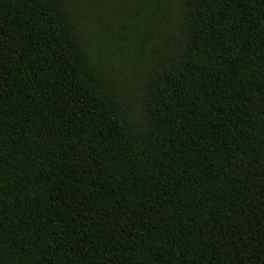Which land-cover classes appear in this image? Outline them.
Wrapping results in <instances>:
<instances>
[{"label": "trees", "instance_id": "16d2710c", "mask_svg": "<svg viewBox=\"0 0 264 264\" xmlns=\"http://www.w3.org/2000/svg\"><path fill=\"white\" fill-rule=\"evenodd\" d=\"M0 264H264V0H0Z\"/></svg>", "mask_w": 264, "mask_h": 264}]
</instances>
